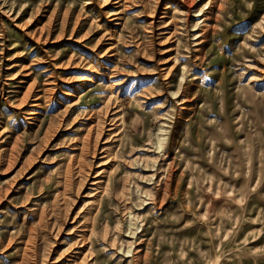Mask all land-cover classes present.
Returning a JSON list of instances; mask_svg holds the SVG:
<instances>
[{"label": "rangeland", "instance_id": "rangeland-1", "mask_svg": "<svg viewBox=\"0 0 264 264\" xmlns=\"http://www.w3.org/2000/svg\"><path fill=\"white\" fill-rule=\"evenodd\" d=\"M0 264H264V0H0Z\"/></svg>", "mask_w": 264, "mask_h": 264}]
</instances>
